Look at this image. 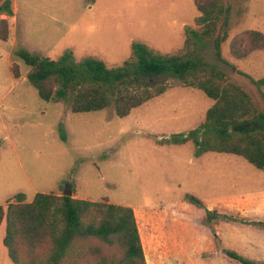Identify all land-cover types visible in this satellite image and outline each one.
I'll return each instance as SVG.
<instances>
[{"label": "rangeland", "instance_id": "1", "mask_svg": "<svg viewBox=\"0 0 264 264\" xmlns=\"http://www.w3.org/2000/svg\"><path fill=\"white\" fill-rule=\"evenodd\" d=\"M228 38L218 59L215 36L198 54L240 85L258 110L264 88V49L245 58L229 50L233 36L248 29L264 34V0H224ZM9 35L0 40V205L22 192L71 194L130 206L135 213L146 264H239L224 254L264 260V229L239 221L209 222L205 209L237 219L264 221V171L240 156L207 152L194 156L191 141L159 144L173 133L198 126L213 100L201 90L173 85L120 118L112 106L74 113L65 101H45L26 78L30 67L16 55L24 49L58 58L70 50L120 66L131 43L173 53L183 46L185 28L197 27L193 0H11ZM66 136L62 140L61 134ZM186 194L202 202L190 203ZM0 264H13L2 243Z\"/></svg>", "mask_w": 264, "mask_h": 264}, {"label": "trees", "instance_id": "2", "mask_svg": "<svg viewBox=\"0 0 264 264\" xmlns=\"http://www.w3.org/2000/svg\"><path fill=\"white\" fill-rule=\"evenodd\" d=\"M199 12L197 27L185 28L183 46L162 53L140 41L131 43L129 56L120 66L109 67L101 59L86 56L75 61L70 50L58 58L41 57L19 49L16 55L30 67L26 78L45 101H65L74 113L102 110L112 106L124 118L132 109L160 96L175 84L201 90L213 100L204 120L195 128L171 134L159 144L191 141L194 156L214 152L242 157L264 171V110L250 95L230 81L226 73L204 62L198 54L205 37L221 29L214 39L217 58L228 38L229 9L224 0H193ZM13 16L11 0H0V40L9 35L7 19ZM264 49V34L248 29L233 36L229 50L242 59ZM264 88V76L252 79ZM264 101V95H263ZM62 140L66 139L64 133ZM187 200L202 207L200 199ZM209 222L239 221L264 229V221L237 219L205 209ZM5 221L2 243L13 264H146L133 208L102 200L74 198L71 194L37 192L26 202L24 193L0 205V225ZM239 264H264L224 249Z\"/></svg>", "mask_w": 264, "mask_h": 264}]
</instances>
